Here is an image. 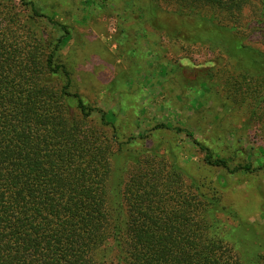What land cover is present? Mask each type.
Masks as SVG:
<instances>
[{
  "label": "rangeland",
  "instance_id": "obj_1",
  "mask_svg": "<svg viewBox=\"0 0 264 264\" xmlns=\"http://www.w3.org/2000/svg\"><path fill=\"white\" fill-rule=\"evenodd\" d=\"M152 5L0 0V11L46 53L66 36L55 62L70 74L69 92L105 115L101 129L115 152L111 192L142 173L157 185L154 200H202L214 233L245 264H264V53L255 51L264 50L263 32L190 42L158 27L164 15ZM90 123L99 128L101 115ZM188 132L226 167L206 164Z\"/></svg>",
  "mask_w": 264,
  "mask_h": 264
},
{
  "label": "trees",
  "instance_id": "obj_2",
  "mask_svg": "<svg viewBox=\"0 0 264 264\" xmlns=\"http://www.w3.org/2000/svg\"><path fill=\"white\" fill-rule=\"evenodd\" d=\"M149 1L175 38L264 36V0ZM20 25L0 11V264H245L214 233L202 200H154L157 185L142 173L111 192L105 115L69 92L70 74L55 62L66 36L46 53ZM187 134L206 164L226 167Z\"/></svg>",
  "mask_w": 264,
  "mask_h": 264
}]
</instances>
